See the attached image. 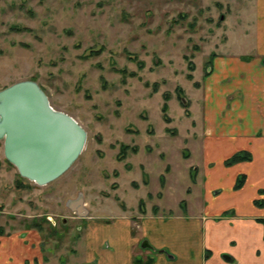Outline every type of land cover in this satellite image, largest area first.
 <instances>
[{"label": "rangeland", "instance_id": "1", "mask_svg": "<svg viewBox=\"0 0 264 264\" xmlns=\"http://www.w3.org/2000/svg\"><path fill=\"white\" fill-rule=\"evenodd\" d=\"M255 1L0 0V90L34 79L88 132L77 160L46 185L22 177L0 140V232H22L25 264H96L86 259L88 223L112 241L109 224L135 226L147 213L175 232L196 221L203 235L226 226L237 245L257 238L252 218L264 206L234 193L238 167L224 173L225 157L264 123ZM80 198L87 214L70 205ZM166 242L181 258V242ZM209 243L208 257L232 253Z\"/></svg>", "mask_w": 264, "mask_h": 264}, {"label": "crops", "instance_id": "2", "mask_svg": "<svg viewBox=\"0 0 264 264\" xmlns=\"http://www.w3.org/2000/svg\"><path fill=\"white\" fill-rule=\"evenodd\" d=\"M255 3L261 7L260 20L263 24H260V35H258V37L261 39V44H264V0H256ZM261 71L262 69L260 72ZM263 82L264 78L259 79V86L262 88V93L264 92ZM259 99L258 104H262L261 113L264 117V96ZM254 101H256L255 98ZM243 138L245 144L242 145L241 148L244 149L241 150H247L250 152L252 158L250 160L232 164L228 170H224V173L230 172L231 168L238 167L239 171H242L241 173L246 175V181L240 189H232L235 194H244L246 191L251 192L252 200L255 202V199L257 198L264 199V193L260 194L259 192L261 189H264L263 121L258 130L253 133H246ZM226 158L228 157H225V159ZM239 174L235 177L234 183H236ZM234 175L231 179L234 178ZM216 183H219L218 180ZM86 212L88 211H84V213ZM140 218L141 221L136 223L135 226L130 222L129 218H127L129 222L127 221L126 224L123 223L120 226L118 224H109L112 241L107 240V238L100 239L101 235L96 232V227L89 222L86 229L87 244L85 246L87 250V261L89 263L93 261L96 264H134V259L137 255L144 258V254H146L145 256H153L154 260L152 264H250L249 259L251 256L253 259L259 260L258 255L261 254L258 247H261L264 250V224L258 220V218H264V216L252 218L254 224L257 225L256 227L259 230L257 238L254 240H251L249 237L240 238L237 241L238 245L234 242L233 239L235 237H232L231 232L225 231L226 226L224 225H217L213 228L211 235L208 233L203 235V231L196 221L191 222L189 225L184 224L181 221L176 222L175 224L178 225V232H175L167 222L154 221L157 219L166 220V218H163L162 216H150V214L147 213L146 216L143 215ZM184 219L187 221L185 217ZM150 225L152 227L155 225L159 231H162L163 236L161 238L164 239L162 242H159L156 238H151L149 235ZM140 230H143L142 233ZM2 234L3 232H0V264H25L26 258L24 257L26 256L27 251L26 242L24 241L25 237L22 235V232L13 233V235L9 236H4ZM205 236L206 238L203 239ZM172 238L179 240L183 246L180 250L182 253L181 258L170 259L168 253L161 252V249L168 245L166 240H172ZM209 238L214 239L217 246H221V250L226 251V249H230L232 252L231 255H227V257L218 254L212 255L211 257L206 256V250L209 249L208 246H212V244L209 243ZM144 239H148V241L154 246L153 250L139 248V244ZM234 243H236V245H234ZM227 246H229V248ZM138 249H140V251H138ZM209 250L211 251V249ZM218 250H216V253ZM259 261L260 264H264V254L260 256Z\"/></svg>", "mask_w": 264, "mask_h": 264}, {"label": "water", "instance_id": "3", "mask_svg": "<svg viewBox=\"0 0 264 264\" xmlns=\"http://www.w3.org/2000/svg\"><path fill=\"white\" fill-rule=\"evenodd\" d=\"M0 140L5 158L22 177L46 185L77 160L88 132L74 116L53 107L38 81L22 79L0 90ZM70 205L86 211L81 198Z\"/></svg>", "mask_w": 264, "mask_h": 264}, {"label": "trees", "instance_id": "4", "mask_svg": "<svg viewBox=\"0 0 264 264\" xmlns=\"http://www.w3.org/2000/svg\"><path fill=\"white\" fill-rule=\"evenodd\" d=\"M165 97H166V94H165ZM166 108H167V106L165 105L164 109H166ZM127 149H128L127 146H123V148L120 151V153H121L120 157L124 158L126 156ZM132 149L134 152L138 151L137 146H134ZM251 158H252V154L250 152H248L247 150H241V151H238L235 154H233L231 157L227 158V160L225 161V164L227 166H229V165H232V164L237 163V162L250 160ZM7 162L10 163L8 160H7ZM10 164H12V163H10ZM245 181H246V175L244 173L239 174L238 178L236 180V183H235V189H240L244 185ZM24 186L25 185L23 183H21V181H17L16 187L23 188ZM259 192H260V194H263L264 189H261ZM255 203L257 205L264 206V199L263 198H261V199L257 198V199H255ZM144 204H145V201L143 199H141L140 205H141V209L143 212L145 211ZM258 220L264 224V218H258ZM151 262H152V260H150V263Z\"/></svg>", "mask_w": 264, "mask_h": 264}, {"label": "flooded vegetation", "instance_id": "5", "mask_svg": "<svg viewBox=\"0 0 264 264\" xmlns=\"http://www.w3.org/2000/svg\"><path fill=\"white\" fill-rule=\"evenodd\" d=\"M139 248L142 249H149V250H153L154 246L148 241V239H144L140 244H139ZM161 252H165L163 249H161ZM168 253V252H166ZM169 254V253H168ZM211 254V251L208 249L206 250V256H209ZM225 257H227V254L224 255ZM168 257H173V255H170ZM150 260H152V262L150 263ZM153 256H148L147 260L145 261L143 257H141L140 255H137L136 258L134 259V264H152L153 263Z\"/></svg>", "mask_w": 264, "mask_h": 264}]
</instances>
